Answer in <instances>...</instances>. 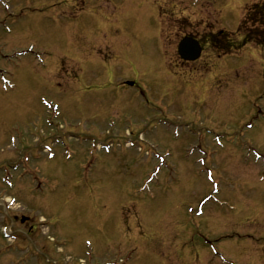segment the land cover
<instances>
[{
  "label": "rangeland",
  "instance_id": "1",
  "mask_svg": "<svg viewBox=\"0 0 264 264\" xmlns=\"http://www.w3.org/2000/svg\"><path fill=\"white\" fill-rule=\"evenodd\" d=\"M257 1L0 0V264H264V47L206 44Z\"/></svg>",
  "mask_w": 264,
  "mask_h": 264
},
{
  "label": "trees",
  "instance_id": "2",
  "mask_svg": "<svg viewBox=\"0 0 264 264\" xmlns=\"http://www.w3.org/2000/svg\"><path fill=\"white\" fill-rule=\"evenodd\" d=\"M247 26H250L247 28ZM238 33L242 35V45L252 43L258 47H264V0L251 5L245 12L244 19L239 27ZM219 36V39L217 37ZM213 37V47L220 54L232 51V46L224 33H218ZM224 38V39H223ZM239 45L235 50H238Z\"/></svg>",
  "mask_w": 264,
  "mask_h": 264
},
{
  "label": "water",
  "instance_id": "3",
  "mask_svg": "<svg viewBox=\"0 0 264 264\" xmlns=\"http://www.w3.org/2000/svg\"><path fill=\"white\" fill-rule=\"evenodd\" d=\"M178 52L183 60L194 61L200 55V47L196 41L184 39L179 45Z\"/></svg>",
  "mask_w": 264,
  "mask_h": 264
},
{
  "label": "flooded vegetation",
  "instance_id": "4",
  "mask_svg": "<svg viewBox=\"0 0 264 264\" xmlns=\"http://www.w3.org/2000/svg\"><path fill=\"white\" fill-rule=\"evenodd\" d=\"M128 0H102L101 3H98L97 0H78V7L82 9V5L85 6V3H92V2H95V5L94 7L97 8V6H100L103 4V2H105L106 5H108V9H110L111 7L115 8V9H121L122 6H119V7H116V5L120 4V3H124ZM159 30V28H158ZM157 35H159V32L157 31L156 33ZM200 45H201V48H202V52L204 50V44L202 42H200ZM81 48H86V47H79V49ZM82 56H84L83 54H81ZM127 81L121 83L120 87H124L126 84Z\"/></svg>",
  "mask_w": 264,
  "mask_h": 264
}]
</instances>
